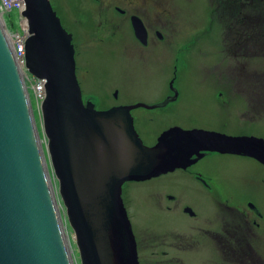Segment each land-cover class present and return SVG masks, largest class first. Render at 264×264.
Returning a JSON list of instances; mask_svg holds the SVG:
<instances>
[{"label":"water","instance_id":"95a60500","mask_svg":"<svg viewBox=\"0 0 264 264\" xmlns=\"http://www.w3.org/2000/svg\"><path fill=\"white\" fill-rule=\"evenodd\" d=\"M21 15L28 31L25 67L45 80V98L41 132L0 17V264H73L44 151L81 264H141L123 185L174 170L205 132L174 128L155 146L145 145L130 107L85 106L72 34L50 0H25ZM135 25L147 33L140 21ZM207 135L264 163L262 138Z\"/></svg>","mask_w":264,"mask_h":264},{"label":"flooded vegetation","instance_id":"af4514ba","mask_svg":"<svg viewBox=\"0 0 264 264\" xmlns=\"http://www.w3.org/2000/svg\"><path fill=\"white\" fill-rule=\"evenodd\" d=\"M50 2L64 28L72 34L75 58L84 57L76 70L85 106L88 103L93 104L101 111L121 106L130 107L134 127L143 143L149 147L158 144L162 135L174 128L205 132L206 136L200 137L189 148V156H184L174 170L144 181H128L123 185L122 198L133 226L140 263L144 260L152 263L161 254V259L168 264H177L183 259L185 252L191 249L194 252L190 256L192 262L264 264V177L262 182L256 183L258 185L255 189L246 191L242 184L243 176H239L240 173L235 174L238 182L233 183V174L230 175L228 170L230 157H249L263 171L264 163L253 156L228 151L216 142L219 141L218 137L207 135L212 133L264 139L263 135L257 133L255 118H250L245 113L241 103L234 102L235 98L230 95L229 82L204 81L203 83L208 84L206 87L212 94L211 98L184 96V90L190 88L191 82L181 87L176 70L174 78L168 82L167 94L164 96H161L156 87L147 91L134 87L131 81L127 87L125 81L124 86L117 89L112 97H105L103 87L101 90L96 89L97 81L87 82L89 70L86 65L89 57L106 56L104 63L111 70L115 68L111 64L113 63L120 66L118 69L126 70L130 67L149 71L155 67L161 68L164 65L163 58L167 62L171 61V49L176 52L180 48L181 40H185V45L195 48L197 38L172 32V23H169V30H165V6L161 0ZM139 21L147 33L136 32L135 22ZM199 51L203 52L202 49ZM226 55L238 62L235 76L240 78L239 82H230L235 85L232 89L241 90L244 83L251 85L244 75L246 70L241 62L242 58L227 53ZM97 67L104 69L100 63H97ZM174 68L176 69L175 65ZM88 88L100 95L95 92L86 93ZM144 94L154 98H145ZM209 111L212 113L208 114ZM257 114L259 115L258 111ZM246 120L251 122L247 124L248 127ZM146 184H153L154 187L156 184L158 192L153 188V194L157 196L154 199L160 201L166 207L165 210L170 212L169 215L158 217L159 221L166 220L170 224L163 225V228L159 226L158 229H162L158 235L161 236V241L156 244L159 248H173L178 254L169 255L170 252L165 249L145 253L155 245L151 238L155 232L149 230L148 221L155 217L153 209H150L155 206L152 200L141 193L143 187H139ZM140 193L142 199L137 198ZM178 215L180 219L172 224ZM187 217L192 222L190 227ZM148 237L151 241L147 240ZM199 254L207 256L200 260Z\"/></svg>","mask_w":264,"mask_h":264},{"label":"rangeland","instance_id":"374dc122","mask_svg":"<svg viewBox=\"0 0 264 264\" xmlns=\"http://www.w3.org/2000/svg\"><path fill=\"white\" fill-rule=\"evenodd\" d=\"M164 2V17H165V30L168 29L169 23H172L173 31L175 33H181L183 35H192V37H196L198 41H196L197 45L195 48H191L188 45H185V40H181L180 48L175 52L173 49L172 53L169 56L172 58L171 61L167 62L163 58L164 65L161 68H152L149 71H139L133 68H127L126 70L118 69L120 66L115 65L113 63L112 66L115 67L111 70V67L104 63V60L107 59L106 56H93L89 57L87 60L86 69L89 70L87 76V82H91L92 80L97 81L95 87L97 90H101L106 95L105 97H112L113 93L119 88L123 87L125 81H127V87L130 85V81L133 83L134 87H139L140 89L149 91L151 88H158L161 96L167 94V85L170 79L174 78L175 70L177 72V78L179 80V85L184 87L187 82H191L190 88H185L184 96L186 97H199V98H211V92L206 87L208 84L203 83L204 81L212 82V80L229 82V88L231 91V96L235 98L234 102L241 103L244 106V111L246 114L249 112V108L254 106L255 103V110L259 112V107H257V103L253 101V93L249 90V86L245 83L242 85V89L239 90L237 88H233L235 86L232 83L239 82L240 77H236L235 73L237 71L238 62H235L233 59L227 57L226 53L229 54L225 36L227 33V25L225 23L229 22L228 15L225 16L226 20L224 22H219L211 11L210 1L209 0H161ZM256 6L252 7L250 4L249 7L255 9L258 15H261L263 19L257 18L256 13L252 12L254 16H251V19L258 20V25L261 26L264 23V2L263 0H259L258 3L254 1ZM242 4L246 5V3L241 2ZM228 13L227 11H222V15ZM237 14V11H234ZM216 16V18L214 17ZM224 19V16H222ZM11 20L14 23V29L18 30L20 28V14L17 10H14L12 13ZM176 27V29H175ZM169 30V29H168ZM194 42V41H193ZM187 43V42H186ZM195 43V42H194ZM198 49V50H196ZM199 49H202L203 52L201 53ZM226 51V53H225ZM259 52V53H258ZM260 54V55H255ZM82 56H76L77 65L80 64V60L82 61ZM91 60V63H90ZM242 64L251 72H256L257 77L256 84L254 86L259 85L258 88L261 89L264 87V46L260 45L257 48V51L253 54V56L245 57V54L242 58ZM97 63H100L104 69L98 68ZM176 66V69L174 68ZM148 68V66H146ZM146 68V70H147ZM78 74H80L78 72ZM103 83H102V81ZM245 80V79H244ZM169 86V85H168ZM90 87V84H89ZM93 88V87H92ZM91 89H87L86 93H94ZM99 94L98 92H95ZM100 95V94H99ZM218 96V93L217 95ZM143 97L145 98H154L149 94H144ZM262 106H264V100L261 102ZM205 110L207 111L206 105L204 106ZM212 111H209L208 114H211ZM239 113L241 111L239 110ZM36 120L39 130L42 132V123L39 117V113L35 111ZM252 116V115H250ZM245 121L246 127L247 124H251V122ZM255 128H257L258 135L264 136V110L262 112V117H259L256 114V118L254 119ZM43 147L45 148L46 140L43 136V133L40 136ZM47 155V154H46ZM48 157V156H47ZM228 170L231 176V181L233 183L238 182V177L235 175L240 173L239 176H243L242 184L245 186V190H252L257 187L258 184L262 182L264 177V171L262 167H260L255 161L249 157H244L241 159L230 157V161L228 163ZM53 173V172H52ZM55 177V176H54ZM248 178H254L246 179ZM56 180V178H55ZM56 186L58 188V182L56 181ZM142 188V192L145 198H149L153 201L155 213L154 219L148 220L150 222L149 230L151 232H155L154 235L151 236L152 241L155 245L151 246L148 250L145 251L146 254H150L152 251H161L162 249L168 250L170 252L169 255H175L179 252L173 248L161 247L159 248L156 243L161 241V236L159 232L162 229H158L159 226L163 228V225L170 224L166 223V220L161 222L158 220V217L161 215H169L170 212L166 211V207L161 205L160 201H155L154 197H157L153 194V188L155 192H158V188L155 184L151 185H144L139 186ZM56 193H58V189H56ZM139 194L137 198L142 199V194ZM257 193V192H256ZM59 194V193H58ZM59 197V195H58ZM62 202V200L60 199ZM63 204V203H62ZM63 208L64 205H62ZM149 209V210H150ZM63 217H66V213H62ZM67 218V217H66ZM180 219V215L174 218L172 224L176 223L177 220ZM65 219L67 229L69 231V236L72 239V246L74 249V253L72 257L74 258L75 264H81L80 255L76 246V241L74 237V232L71 226L68 224V220ZM188 227L192 226V222L189 217H187ZM173 226V225H171ZM171 228V230H173ZM170 230V229H168ZM151 238L148 237L147 240L151 241ZM194 250V249H193ZM189 252H185L183 259L177 264H203L190 261V256L194 254L192 250H188ZM198 251V249L194 250ZM207 255H198L200 260H204ZM163 256L160 254L157 260H154L152 263L147 261H142V264H168V262L162 260ZM199 261V260H198ZM175 264V263H173ZM207 264V263H206Z\"/></svg>","mask_w":264,"mask_h":264},{"label":"trees","instance_id":"16d2710c","mask_svg":"<svg viewBox=\"0 0 264 264\" xmlns=\"http://www.w3.org/2000/svg\"><path fill=\"white\" fill-rule=\"evenodd\" d=\"M209 1L213 13L218 16L219 22H224L223 20H226L225 16L228 15L229 17V22L225 23L224 25H227L225 42L230 55L243 58L245 54V57L247 58L249 56H253L260 45L264 46V23L259 26L258 20L253 18L251 19V16H254L252 12L256 13L257 18L263 19L262 16L258 15L255 9L252 8L256 6L254 1L258 3L259 0ZM241 2L246 3V5L242 4ZM250 4L252 7H249ZM222 11H227L228 13L222 15ZM234 11H237V14H235ZM222 16H224V19H222ZM244 69L246 70L244 73L246 79L251 82L249 90L253 93V101L259 105V117H262L264 106H262L261 102L264 100V87L258 89L257 91L255 88H258L259 85L254 86V84H256V72H251L246 67ZM256 114L257 111L255 110L254 103V106L249 108L247 115L250 118H256Z\"/></svg>","mask_w":264,"mask_h":264},{"label":"built area","instance_id":"2783aa9c","mask_svg":"<svg viewBox=\"0 0 264 264\" xmlns=\"http://www.w3.org/2000/svg\"><path fill=\"white\" fill-rule=\"evenodd\" d=\"M25 0H0V17L6 28L7 37L13 47L15 57L22 69L25 83L30 93V99L34 110L40 111L41 103L45 98V80L38 79L25 67V42L28 37L27 28L23 19L20 21L18 30L9 28V16L14 10L22 11Z\"/></svg>","mask_w":264,"mask_h":264},{"label":"bare ground","instance_id":"6f19581e","mask_svg":"<svg viewBox=\"0 0 264 264\" xmlns=\"http://www.w3.org/2000/svg\"><path fill=\"white\" fill-rule=\"evenodd\" d=\"M40 140H41V138H40ZM41 143H42V140H41ZM42 146H43V143H42ZM44 157H45L46 163L48 165V172H49V179H50L51 187H52V190H53L54 194L56 195L55 197H56V203H57V207H58V212L60 214V219H61V222H62V225H63L64 234H65L66 241H67V244L69 246L71 257H72V255L74 253V249H73V246H72V239H71V236H69L70 233H69V231L67 229V225H66V222H65V219H67V218L66 217L64 218L63 215H62V213H64V212L66 213V209L63 208V206H62V205H64V204H62L63 201L62 202L60 201L61 198H60V195L58 194L59 191H58V193H56V189H58L57 186H56L57 185L56 184L57 180H55V177H54V174L52 173L51 167H49V160H48V157H47L45 151H44ZM58 195H59V197H58ZM72 261H73V264H75L73 257H72Z\"/></svg>","mask_w":264,"mask_h":264}]
</instances>
